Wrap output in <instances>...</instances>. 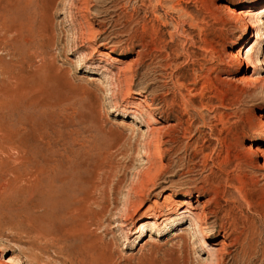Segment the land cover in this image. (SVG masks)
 I'll return each mask as SVG.
<instances>
[{
	"label": "rangeland",
	"instance_id": "obj_1",
	"mask_svg": "<svg viewBox=\"0 0 264 264\" xmlns=\"http://www.w3.org/2000/svg\"><path fill=\"white\" fill-rule=\"evenodd\" d=\"M0 31V264H264V0H0Z\"/></svg>",
	"mask_w": 264,
	"mask_h": 264
},
{
	"label": "bare ground",
	"instance_id": "obj_2",
	"mask_svg": "<svg viewBox=\"0 0 264 264\" xmlns=\"http://www.w3.org/2000/svg\"><path fill=\"white\" fill-rule=\"evenodd\" d=\"M240 16H242V17H244V18H249L251 15H253V14H251L250 12H239L238 13ZM252 17V16H251ZM249 20V19H248ZM249 24V23H248ZM250 25V24H249ZM4 28V27H3ZM2 28V31H4L5 33L7 32V33H12L13 35H16L15 36V39H18V40H22V39H24V33H21V32H19V29H18V27H16V26H14V24H9V25H5V28L3 29ZM247 28V27H246ZM245 28V29H246ZM251 28H253V30H257V29H255L254 27H252L251 26ZM2 31H0V32H2ZM2 35V34H1ZM0 35V36H1ZM11 35V34H10ZM5 37V36H4ZM7 37V36H6ZM17 37V38H16ZM29 37V36H28ZM0 39H1V37H0ZM9 39V38H8ZM3 40V39H2ZM105 59L106 60H109V61H114V62H117V60L116 59H114V57L110 54V53H105ZM245 57L247 58L248 57V55H247V52L245 53ZM122 71V70H121ZM145 113V112H144ZM143 114V113H142ZM148 128V127H147ZM150 131H152V133H154V132H156L157 131V129H155L154 127H149L148 128ZM249 149H250V147H249ZM22 151H23V149H22ZM22 156H21V158H23L26 162H27V164L28 165H30L31 164V160H30V158L25 154V152L23 151L22 152V154H21ZM20 159V158H19ZM21 161V160H20ZM24 161V162H25ZM23 161H22V163H24ZM22 163H21V165H22ZM25 164V163H24ZM27 166V165H26ZM262 167H264V166H262ZM26 170H28V169H26ZM18 172H20V170L18 171ZM27 172H31V171H27ZM26 172V173H27ZM32 173V172H31ZM97 203V205H99L98 204V202H96ZM95 203V201L93 200V199H90V198H88L87 196H85V198L82 200V202H81V204H80V206H81V211H82V213H84V214H87L88 213V210H89V208L91 207V206H93V205H95L96 204ZM104 209H103V211H102V214H104L105 212H107V210H108V207H104V206H102ZM174 208H170V210L172 211ZM169 210V209H168ZM184 213V212H183ZM101 214V215H102ZM103 216V215H102ZM155 218H156V216H155ZM184 219V216H182V212H179L177 215H175V216H172V217H170V218H167V219H163V221L161 222V224H160V232L159 233H161V231H163V230H165L166 228H167V226H170V227H173V226H175L176 224H179L180 222H178V220H183ZM199 225V224H198ZM124 226V225H123ZM87 228H88V222H76V225H75V227H74V229H73V234L75 235V234H81V233H83V232H85L86 230H87ZM145 228H146V225H141L139 228H137L136 229V231H134L133 233H131V236H129V235H126L125 236V238H124V241L127 243V245H129V243L131 242V239L133 238V237H135V236H140L141 235V233L145 230ZM162 234V233H161ZM202 235V234H201ZM159 236H160V234H159ZM137 238V237H136ZM63 239V238H62ZM64 240V239H63ZM132 241H134V240H132ZM70 256H73V254L72 253H70L69 254ZM10 261V260H9ZM2 262V261H1ZM78 263H80V261L78 262ZM81 264V263H80Z\"/></svg>",
	"mask_w": 264,
	"mask_h": 264
}]
</instances>
